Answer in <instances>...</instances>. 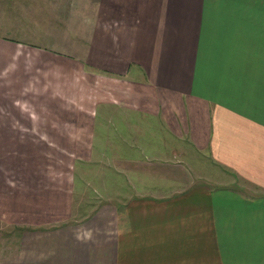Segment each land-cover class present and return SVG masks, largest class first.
Listing matches in <instances>:
<instances>
[{"label": "crops", "instance_id": "1", "mask_svg": "<svg viewBox=\"0 0 264 264\" xmlns=\"http://www.w3.org/2000/svg\"><path fill=\"white\" fill-rule=\"evenodd\" d=\"M68 1L54 4L56 29L31 53L45 88H30L23 123L40 141L54 136L47 127L64 118L65 63H82L92 80L76 102L91 110L89 156L104 143L121 199L67 224L73 203L55 201V213L31 218L60 224L7 237L16 246L9 264H264V0H71L65 12ZM11 28L0 18V142L17 150L18 95L29 93L17 84L27 56L1 33ZM25 158L12 174L32 173ZM34 189L41 206L52 198Z\"/></svg>", "mask_w": 264, "mask_h": 264}, {"label": "rangeland", "instance_id": "2", "mask_svg": "<svg viewBox=\"0 0 264 264\" xmlns=\"http://www.w3.org/2000/svg\"><path fill=\"white\" fill-rule=\"evenodd\" d=\"M2 1L5 3L0 6V18L5 22H10L12 28L3 29L1 33L16 40L20 45L17 47L18 59L27 56V61H22L24 72L19 76L17 84H24L21 86L22 89L29 93L27 99L18 95V98H23L19 99L18 107L21 109L23 107L24 110L20 115L21 119H18L14 126L18 136L23 140L16 143L17 150L0 142V182H3V185H0V208L4 209L3 218L0 219V264H9V256L16 252V246L12 245V249L9 250L6 244L7 237L12 235L18 241L14 235H19L25 229L50 230L60 224L57 217L45 223H37L40 221L39 218L35 220L31 218L32 216H38L42 211L55 213L57 206L58 208L60 206L55 202L58 200L61 205L65 203L66 208L71 202L73 203V217L70 220H62V222L67 224L82 220L95 204L120 202L121 178L118 173L105 172L111 167L103 156L104 143L100 145L99 142H95L92 149L99 150L100 155L94 158L89 156L91 151L89 149L94 144V141L90 139L91 110L81 109L76 102L84 103L88 99L89 81L92 80L91 76L83 71L82 63L71 61L65 63L64 118L59 117L62 123L59 126L47 127L48 133L54 136H49L48 141H40L41 134H35L38 133V129L23 123V118L25 119L27 112L30 113L32 107L28 102L32 96L29 92L30 88L36 89L38 86L39 91L45 88L44 69L38 66L41 64L40 60L33 56L39 53L34 50H41L42 47L47 46L46 36L56 29L59 15L54 4L58 0L48 2L44 0ZM71 8V0L62 7L65 12H70ZM32 52H35L34 55H31ZM39 91H34L33 97L40 96ZM19 93L21 94L22 91ZM28 107L30 109H27ZM55 113L53 111L54 116ZM44 115V110H37V118H39L37 121L41 125L47 121V116ZM151 129L160 134L158 126L155 125ZM102 136L106 137V134L104 128L99 125L97 137L101 139ZM112 139L115 140L114 137ZM19 143H21L20 149L18 148ZM19 153H26L21 168H31L32 173L18 175L10 172L12 166L15 167L14 169H20L14 163ZM204 169H207L209 173L212 172L210 167H204ZM71 170L75 172L73 197L67 192V189L72 188V183L68 178ZM189 170L191 172L190 167ZM36 175L39 177L37 184L35 183ZM37 186L48 191L54 201L51 198L47 204L41 206L39 203L41 191L34 189ZM8 212L9 216H7Z\"/></svg>", "mask_w": 264, "mask_h": 264}]
</instances>
